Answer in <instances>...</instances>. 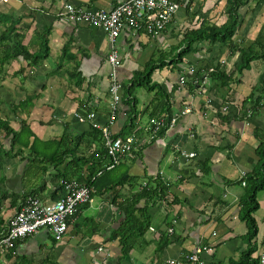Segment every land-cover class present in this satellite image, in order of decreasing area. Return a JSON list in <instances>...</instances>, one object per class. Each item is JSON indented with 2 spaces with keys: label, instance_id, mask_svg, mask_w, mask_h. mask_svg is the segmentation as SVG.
<instances>
[{
  "label": "crops",
  "instance_id": "0c3cea01",
  "mask_svg": "<svg viewBox=\"0 0 264 264\" xmlns=\"http://www.w3.org/2000/svg\"><path fill=\"white\" fill-rule=\"evenodd\" d=\"M120 1L0 0V31L15 28L31 53L44 54L34 64L22 57L0 63V111L16 130L26 119L38 137L34 146L12 148L7 140L11 153L0 163V194H6L4 199L0 195V236L30 191L46 201L57 199L65 193L66 178L85 179L93 168H105L109 180L121 181L114 188L101 184L94 200L69 220L63 238L40 229L16 247L3 248L0 264H164L200 244L213 245L204 254L206 264H234L249 246L242 217L246 186L240 180L258 168L257 148L264 145V0H176L180 7L161 33L151 35L144 27L121 31L117 48L122 62L117 73L122 99L111 128L115 134L136 132L145 146L111 166L109 158L100 155L101 141L92 137L91 122L76 116L88 110H95L101 120L109 116L112 65L107 33L85 22L60 20L58 12L65 3L111 9ZM231 20L236 21L231 39L193 40L187 50L191 36ZM9 42L14 52L15 40ZM240 48L249 62H243ZM4 55L0 50V57ZM214 66H221L231 79L226 83L213 79L208 72ZM21 69L25 72L19 73ZM148 70L166 93L164 108L170 104L169 111L155 115L192 106L151 142L145 127L154 115L157 89L134 82L137 72ZM197 71L200 80L194 79ZM181 75L186 76L184 84ZM28 94L30 112L16 115L12 105ZM181 149L196 156L184 157ZM65 150L64 161L57 163L60 158L55 155ZM51 153L54 159L48 161L45 155ZM157 178L182 201L167 209L150 200V229L124 254L122 241L115 236L125 221L119 202ZM257 199L255 255L264 250V188ZM146 204L144 198L138 202L139 207ZM172 224L175 234L160 254V232Z\"/></svg>",
  "mask_w": 264,
  "mask_h": 264
},
{
  "label": "built area",
  "instance_id": "2783aa9c",
  "mask_svg": "<svg viewBox=\"0 0 264 264\" xmlns=\"http://www.w3.org/2000/svg\"><path fill=\"white\" fill-rule=\"evenodd\" d=\"M179 7L180 4L176 0H122L111 9H91L82 5L65 3L58 12L60 20L74 23L85 22L100 27L107 33L110 43L108 60L112 65L109 74V116L106 121H101L97 118L95 110H88L84 114L87 117L78 112L76 116L80 120L88 119L93 127L101 131L111 166L123 162L130 153L145 146L136 132L118 136L111 128L117 118L123 88L117 73L122 62L117 48L118 36L126 27L134 29L144 27L149 34L157 35L166 29ZM213 69L211 68L210 71ZM185 82L186 76L181 75L180 83ZM223 110H227V106H224ZM191 111L192 106L185 105L175 113L150 116L145 127L150 135L147 142H151L162 131L173 127L182 115ZM180 153L188 158L196 156V152L185 149H181ZM142 186H147V182H144ZM94 189L92 184L69 179L64 181L65 193L58 199L46 201L37 194L26 195L0 236V252L3 248L16 247L19 240L40 229L50 230L55 239L63 238L68 231L69 220L80 211L81 206L94 200ZM169 231L172 232L173 227ZM212 249L210 245H197L190 253L177 258H168L166 262L168 264L186 262L206 264L204 254ZM260 256L261 264H264V250Z\"/></svg>",
  "mask_w": 264,
  "mask_h": 264
},
{
  "label": "trees",
  "instance_id": "16d2710c",
  "mask_svg": "<svg viewBox=\"0 0 264 264\" xmlns=\"http://www.w3.org/2000/svg\"><path fill=\"white\" fill-rule=\"evenodd\" d=\"M236 21L231 20L230 22L218 27L216 25H209V27H205L203 31H200L196 33L195 36H191L188 45L187 50H189L190 44L193 40H202V39H209L211 41L216 40H223L226 41L227 39H231V36L235 30ZM14 27V26H13ZM23 37L19 32L16 33V29H10L6 30L3 29L0 31V46H1V52L5 51V55L0 57V63L1 65H4V63L9 60L10 58H25L27 61L31 63H38L43 57L44 54H34L31 53L28 48L23 45L21 42ZM9 40H15V51H10L8 46L10 45ZM242 49V48H240ZM10 51V52H9ZM243 58L244 63L249 62L250 58H247L243 50ZM181 53V57H182ZM253 55H255L253 53ZM252 55V56H253ZM213 71H209L208 74L212 76L213 79L221 80L223 83L228 82L231 79V76L226 72V70L221 69V66H214ZM25 72L23 69L19 71V73ZM152 70H148L147 72H137L134 76V82L139 84H145L149 90H156L155 94V102L154 103V109L152 111V114H157L161 111H169L170 104H167L166 108H164V101L163 98L166 96L165 91L161 87L160 84L155 83L151 79ZM196 77L194 79L200 80V72H196ZM202 77V76H201ZM198 80V81H199ZM197 86V83H194ZM31 96L28 94L27 98L20 101L19 103H16L15 105H12L13 112L16 115H20L23 111L30 112V107H32L31 103ZM4 113L0 111V163L2 162L4 156L10 155V149L7 150L9 143L7 144V140L10 141V145L13 148L15 145L20 146H29V145H36L38 141V137L35 135L34 131H32L31 127L29 126L26 119H22V127L20 130H16L12 127L10 121L5 118ZM87 117V115H84ZM153 116V115H152ZM99 119V118H98ZM101 120V119H99ZM103 121V120H101ZM106 121V119H104ZM133 124V123H130ZM91 135L95 139L100 140V148L99 152L101 157H104V159L107 156V149L102 137V133L99 129L95 128L91 124ZM163 133V131L161 132ZM115 134V133H114ZM118 136H125L122 133L115 134ZM33 137L32 143H30L31 138ZM68 138V137H67ZM83 138V136H82ZM63 140H66L65 138ZM62 140H59L61 142ZM258 154L261 157V160L259 162L258 168L254 169L251 173L245 174L243 176V179L240 180L241 183L246 186V202L244 204L243 209V219L246 220L247 226H248V232L245 235V238L248 240V248L241 252L239 258L237 260H234V264H261L260 255L261 251L258 255H255L254 253L257 251V243L254 242L258 235V224L257 219L255 217V211L259 207V202L257 199V192L264 188V145L261 143L257 148ZM68 154V150H65L62 153H59L58 156L60 159L55 160L57 163L63 162L64 158ZM46 159L48 161H53L54 154H46ZM124 162V161H123ZM122 163V162H121ZM107 169L105 168H93L92 171L89 173V175L82 179L79 177L77 180L84 183H89L94 185V194L98 192V188L101 184H108L111 188H114L115 185H117L121 181L113 182L109 180L107 176ZM72 178V177H71ZM66 178V179H71ZM74 179V178H72ZM124 183V182H122ZM107 187V186H106ZM168 184L164 182L163 179L157 178L153 182H149L147 186H143L140 192L135 193L129 200L119 202V206L124 211V223L119 227L117 230V233H115V236L117 235L119 239L122 241L123 244V251L124 254H127L130 252V250L144 237L145 233L150 229L152 219L148 210V203L150 200H153L154 202H160L165 204V207L169 209L171 206H175L179 203H181L182 199L177 197L174 193L170 191L168 188ZM28 194H37L39 193L37 191H30L23 195L22 198H24ZM1 195V194H0ZM6 194L2 192L1 199H4ZM40 196V195H39ZM62 195H59L56 197L57 199L60 198ZM41 197V196H40ZM18 198V197H17ZM146 199L147 204L145 206L139 207L138 202L141 199ZM55 200V199H54ZM152 201V202H153ZM82 207V206H81ZM169 211V210H168ZM172 223V222H171ZM173 227V231L170 232L169 229ZM155 229V227H154ZM175 234V228L172 224L171 226L167 227L166 232L161 231L159 235V249L158 253L161 254L162 251L166 248V246L169 245V243L172 241L171 237ZM201 245V244H200ZM210 245V244H207ZM213 247V245H210ZM193 251V250H192ZM189 251L188 253H190ZM187 254V253H185ZM184 254V255H185ZM182 255V256H184ZM164 264H168L166 261ZM186 264H193L191 262H186Z\"/></svg>",
  "mask_w": 264,
  "mask_h": 264
}]
</instances>
